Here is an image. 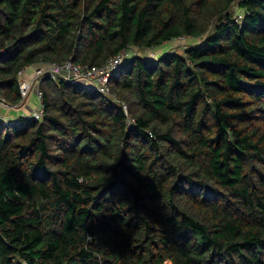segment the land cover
<instances>
[{"label":"trees","instance_id":"1","mask_svg":"<svg viewBox=\"0 0 264 264\" xmlns=\"http://www.w3.org/2000/svg\"><path fill=\"white\" fill-rule=\"evenodd\" d=\"M184 37L0 124V264H264V0H0V95Z\"/></svg>","mask_w":264,"mask_h":264},{"label":"built area","instance_id":"2","mask_svg":"<svg viewBox=\"0 0 264 264\" xmlns=\"http://www.w3.org/2000/svg\"><path fill=\"white\" fill-rule=\"evenodd\" d=\"M244 17L245 13L236 12L233 20L235 22H239ZM134 54H137L136 49H132L131 51L124 50L110 58L105 65L100 67H88L68 60L63 63L40 62L35 66H28L24 68L18 72L20 95L19 103H11L0 95V124L6 127L14 125L22 120L36 122L41 121L45 113V103L43 100L41 83L45 79L53 82L63 80L67 83L79 86L82 89L93 90L101 97L111 98L110 79L112 78L114 72L120 69L125 60ZM33 94L38 100L37 107L34 110H31L29 113H22L21 115L12 118L3 114V110L8 111L22 109L25 105H27L28 99ZM115 103L121 104L126 110V107L121 101L116 100ZM163 264L173 263L171 260L167 259L163 262Z\"/></svg>","mask_w":264,"mask_h":264},{"label":"rangeland","instance_id":"3","mask_svg":"<svg viewBox=\"0 0 264 264\" xmlns=\"http://www.w3.org/2000/svg\"><path fill=\"white\" fill-rule=\"evenodd\" d=\"M238 7H235L234 10L236 11ZM196 41H192L190 38H181L179 40H175L171 43H167L164 46L159 47L155 51L151 52H140L137 51L139 55H142L144 57H147V59H157L159 56L163 55L167 51H175V52H181V48L188 47L189 45H195ZM154 54V55H153Z\"/></svg>","mask_w":264,"mask_h":264},{"label":"crops","instance_id":"4","mask_svg":"<svg viewBox=\"0 0 264 264\" xmlns=\"http://www.w3.org/2000/svg\"><path fill=\"white\" fill-rule=\"evenodd\" d=\"M38 100L37 97L33 94L28 99L27 105H25L22 109L19 110H3V114L9 116L10 118L19 116L22 113H29L31 110H34L37 107Z\"/></svg>","mask_w":264,"mask_h":264}]
</instances>
